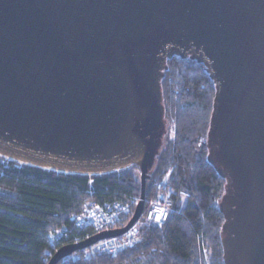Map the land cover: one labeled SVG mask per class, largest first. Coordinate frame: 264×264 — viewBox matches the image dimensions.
Instances as JSON below:
<instances>
[{
  "label": "water",
  "instance_id": "1",
  "mask_svg": "<svg viewBox=\"0 0 264 264\" xmlns=\"http://www.w3.org/2000/svg\"><path fill=\"white\" fill-rule=\"evenodd\" d=\"M174 57L202 65L214 86L205 144L225 181L223 262L264 264V0H0V156L66 174L140 173L125 226L47 264L143 217Z\"/></svg>",
  "mask_w": 264,
  "mask_h": 264
},
{
  "label": "trees",
  "instance_id": "2",
  "mask_svg": "<svg viewBox=\"0 0 264 264\" xmlns=\"http://www.w3.org/2000/svg\"><path fill=\"white\" fill-rule=\"evenodd\" d=\"M168 133L146 184L140 238L111 256L90 246L58 264H224L218 207L225 181L207 161L206 135L214 86L204 67L174 57L162 81ZM173 136L170 137L169 133ZM170 173L172 210L163 226L144 223L150 199ZM141 195L137 166L88 176L59 173L0 156V264H47L63 246L93 235L77 231L76 216L91 201L130 205L116 228L131 219ZM65 230L53 246L51 233Z\"/></svg>",
  "mask_w": 264,
  "mask_h": 264
},
{
  "label": "built area",
  "instance_id": "3",
  "mask_svg": "<svg viewBox=\"0 0 264 264\" xmlns=\"http://www.w3.org/2000/svg\"><path fill=\"white\" fill-rule=\"evenodd\" d=\"M170 173L160 182L156 195L150 199L144 223L163 226L172 210L175 189L169 182ZM130 212V205L120 201L101 204L97 201L89 202L76 216L77 231L97 233L103 230L116 228L122 216ZM140 221L121 236L106 238L92 245L94 251L111 256L118 255L123 249L137 243L140 234ZM65 230H56L51 233V244L57 243V236L64 234Z\"/></svg>",
  "mask_w": 264,
  "mask_h": 264
},
{
  "label": "rangeland",
  "instance_id": "4",
  "mask_svg": "<svg viewBox=\"0 0 264 264\" xmlns=\"http://www.w3.org/2000/svg\"><path fill=\"white\" fill-rule=\"evenodd\" d=\"M169 136H170V137H172V136H173V134H172V132H171V131H170V133H169ZM139 199H140V198H139ZM139 199L137 200L136 204L138 203Z\"/></svg>",
  "mask_w": 264,
  "mask_h": 264
}]
</instances>
